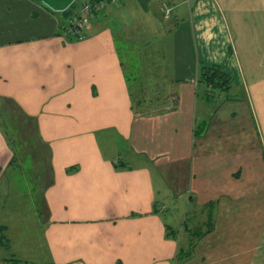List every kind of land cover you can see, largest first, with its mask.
<instances>
[{
	"label": "crops",
	"instance_id": "0c3cea01",
	"mask_svg": "<svg viewBox=\"0 0 264 264\" xmlns=\"http://www.w3.org/2000/svg\"><path fill=\"white\" fill-rule=\"evenodd\" d=\"M85 1L0 0V112L52 176L41 253L0 264H264V138L211 105L243 85L264 134V0H121L72 37Z\"/></svg>",
	"mask_w": 264,
	"mask_h": 264
},
{
	"label": "rangeland",
	"instance_id": "374dc122",
	"mask_svg": "<svg viewBox=\"0 0 264 264\" xmlns=\"http://www.w3.org/2000/svg\"><path fill=\"white\" fill-rule=\"evenodd\" d=\"M160 40L158 39V42ZM215 92L216 96L213 98L211 105L215 109L219 108L218 116L224 118L236 106L237 110L235 111H238L237 115L239 118L241 120L244 119L248 123V134L252 138H256V141L258 140V133L261 136V140L264 138L262 128L259 125V120L261 121V119L255 115L256 110L254 109V105L248 102L249 96L243 85L234 87L231 92L226 93L228 96L229 94H232L234 97L236 96L235 98L239 102L237 105L230 104V102H226L224 99L221 100L219 98L220 92L217 90ZM1 105L2 103H0ZM25 120L27 124H25ZM255 121L258 129L251 126ZM29 122L30 119L15 118L12 111L0 112V127L12 154L9 166L3 167L0 165V172L3 174L6 172L0 182V226L7 227L6 231L1 232V236L3 237L5 234L9 239L3 240V243L11 244L10 247L0 250L4 254L10 253L12 255V253L16 252L15 250L31 244H38L37 250L41 253L44 230L48 222L43 199L45 191L52 184L49 182L52 178L51 170H47L50 164H47L45 151H36L37 148L40 149L46 144L34 141L30 133H24L23 128L25 125L29 126ZM170 206H173V204ZM170 208V210H173V207ZM190 217L189 221L197 218L193 214ZM193 230L196 231L197 229L186 225L183 235L185 242L186 236L190 237ZM199 235L196 237V240ZM186 244L188 246L186 245V250L183 253H187L188 255L191 246L189 242Z\"/></svg>",
	"mask_w": 264,
	"mask_h": 264
},
{
	"label": "built area",
	"instance_id": "2783aa9c",
	"mask_svg": "<svg viewBox=\"0 0 264 264\" xmlns=\"http://www.w3.org/2000/svg\"><path fill=\"white\" fill-rule=\"evenodd\" d=\"M121 0H89L82 2L75 12L69 17L65 31L68 35L76 38L83 37L85 29L98 16L106 5L116 4ZM161 12L165 19H170L173 14V8L168 3H162Z\"/></svg>",
	"mask_w": 264,
	"mask_h": 264
},
{
	"label": "trees",
	"instance_id": "16d2710c",
	"mask_svg": "<svg viewBox=\"0 0 264 264\" xmlns=\"http://www.w3.org/2000/svg\"><path fill=\"white\" fill-rule=\"evenodd\" d=\"M211 70H213V73L211 75L208 76V73H210V72H208L206 74V77H207L208 80H213V79H217V78H225V75L222 74V73H220V71L218 70V68H214V69H211ZM220 83L221 82H219L218 84H220ZM223 84L224 83L222 82V85ZM30 135H32V140H34V137H35L34 134H30ZM39 139H37V142L41 143L42 141H41V139L40 140ZM6 264H23V263H20L19 261L12 260V261H10V262H8Z\"/></svg>",
	"mask_w": 264,
	"mask_h": 264
}]
</instances>
